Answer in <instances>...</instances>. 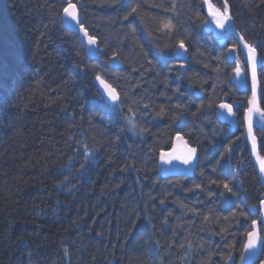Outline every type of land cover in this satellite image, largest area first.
<instances>
[{
	"label": "trees",
	"instance_id": "trees-1",
	"mask_svg": "<svg viewBox=\"0 0 264 264\" xmlns=\"http://www.w3.org/2000/svg\"><path fill=\"white\" fill-rule=\"evenodd\" d=\"M74 1L105 50L103 65L64 26L65 0H0V264H225L229 250L237 263L264 189L242 130L231 133L214 116L230 90L237 94L229 81L235 65L225 59L236 41L221 46L204 31L203 0ZM228 4L236 30L264 61V0ZM134 6L140 16L125 20ZM166 18L176 25L171 37L156 30ZM178 39L189 61L168 72L160 57L173 56ZM113 53L121 67L109 68ZM97 72L120 105L101 97ZM142 79L148 95L127 86ZM259 80L264 109V64ZM130 99L147 106L152 126L136 123ZM172 116L176 123H167ZM178 132L198 149L197 168L192 177L164 178L157 157ZM83 145L95 150L88 161ZM224 182L234 195H220Z\"/></svg>",
	"mask_w": 264,
	"mask_h": 264
},
{
	"label": "snow or ice",
	"instance_id": "snow-or-ice-1",
	"mask_svg": "<svg viewBox=\"0 0 264 264\" xmlns=\"http://www.w3.org/2000/svg\"><path fill=\"white\" fill-rule=\"evenodd\" d=\"M115 2V0H114ZM204 6L207 8V16L201 18V23L205 26L214 24L217 29L220 30L219 36L223 38V35L226 31H235V29L232 27V16L230 14V6L228 4V0H224L222 7L217 6V3L214 2V0H203ZM174 7V6H173ZM138 6L132 7L123 17L125 20H128L129 17H135L140 16V13L138 12ZM167 11V9H165ZM199 18V17H198ZM67 19L72 22L73 27H78V31L81 34V36L86 40V43L88 46L91 47H98V41L95 35H92L89 33L88 28L85 27L84 23L81 20L80 12L77 6V3H74L73 0H65V6L62 8V20ZM141 23H143V17H140ZM176 29V25L172 22L171 19H161L158 21V27L157 31L161 33H166L171 37V35L174 33V30ZM136 29L132 28V32L135 33ZM243 43V48L247 49V66L251 70V76H252V96L249 98V108L246 109V119L248 120V137L252 142V151L253 154L256 156L257 163L259 165V170L262 174H264V155H261L257 151V142L255 136L252 134V114L259 112L261 120H264V109H261L256 101V94H257V55H256V48L248 43L244 36L241 35L238 43ZM165 47H168L167 45ZM163 52V49L160 50ZM172 51L174 52L175 56L174 58H186L188 48L186 47L185 40L184 39H178L175 41V44L172 46ZM229 51H235V46H233ZM113 58L116 57V53H113ZM161 60L166 64L167 63V56L162 55ZM225 59H229V57H225ZM262 64H264V61H262ZM181 68L184 67L183 64L180 65ZM236 76H240L241 73V65L239 60L237 61L236 67L233 69ZM94 79L99 82V85L101 86L102 91L100 92L102 98H106L108 101H111V105L113 107L120 105V95L117 92V89L113 87V85L105 79V77L97 72L95 74ZM176 91H179V89H176ZM211 106V105H209ZM218 108L221 110H226L227 113L231 116L233 115V106L228 103L221 102L218 105ZM164 109L161 108L160 113L157 115H163ZM128 123L131 125L132 129L134 130L136 125L134 120L131 117L127 118ZM146 131V129H141V132ZM135 134V133H134ZM71 139V138H70ZM79 143V142H77ZM84 148V156L85 160L88 161L92 156L95 155V150H89L87 145H83ZM231 150V144L226 148V151ZM224 153H221V156H223ZM71 159V157L69 158ZM196 159H198V152L197 148L190 147L188 141L184 139L183 136L180 135L178 132L175 137V143L173 144L172 151L171 152H161L160 153V160L165 163L169 164L173 160H178L184 165L191 166L193 163H195ZM85 168V165H81V170ZM215 171V169H213ZM213 184L218 183L217 181L213 180L210 181ZM223 191L220 193L221 196H224L225 193H231L235 194L233 192V188L229 185V183L224 182L222 184ZM195 188H200V185H195ZM163 202V201H162ZM253 210H257L256 205H252ZM260 211H264V199H261L259 201V209ZM233 217L237 215L235 210L231 214ZM240 215L244 216V221L247 222L248 217L244 215L243 213H240ZM219 217L212 218L210 216H204V220L209 223H215ZM224 219L227 221L229 218L224 217ZM230 227V225H229ZM220 232L227 235V228L221 227ZM243 235L246 237V242L244 243L243 247L245 250L252 249L256 247L258 242L264 240V219H261L259 222L257 219L251 220L250 230H247ZM191 247V245H189ZM227 247V245H226ZM241 258L243 259V253L241 254ZM225 264H227L228 260L232 259V252L231 250L228 251L227 255L224 257Z\"/></svg>",
	"mask_w": 264,
	"mask_h": 264
},
{
	"label": "water",
	"instance_id": "water-1",
	"mask_svg": "<svg viewBox=\"0 0 264 264\" xmlns=\"http://www.w3.org/2000/svg\"><path fill=\"white\" fill-rule=\"evenodd\" d=\"M203 6H204V4H203ZM204 10H205V13L207 15L206 6H204ZM80 17H81L82 22H84L85 21V17L82 14L80 15ZM62 22H63L64 26L67 29L71 30L72 32H74L76 35L79 36L78 39H79L81 45L85 48L86 55L90 59L95 60V61H97L100 64H104L101 56L105 53V50L100 47L99 41L97 40L98 41V47L88 46L87 43H86V40H84V38L79 33L78 27H73L72 26V22L67 20V19H63ZM232 27L234 28L233 23H232ZM204 28H205V30L207 32L212 33V35L214 37L221 38L219 36L220 30L217 29L214 24H210V25H207V26L204 25ZM227 35H232L236 39L237 42L239 41L240 36H241L236 31V29H235V31H226L224 33L223 37L227 36ZM238 46H239L240 52L244 55L245 61H247V49L243 48V43L242 42L238 43ZM256 55H257V60H258V64H257V94H256V101H257V104L260 107L261 86H260V81H259V69H260V66H261V61H260V56L258 55L257 51H256ZM177 59H179V60H181V61L186 63L188 61V55L186 56V58H177ZM109 63L111 65V67H114V68L122 66V63L117 58H113V57H111L109 59ZM184 67H183V69H184ZM246 68H247L246 70H247V75H248L250 97H251L252 96V76H251V70H250V68H248L247 63H246ZM232 81H233V83L237 84L239 89H242L243 86H242V76H241V74H240V76L237 77L235 72H234L233 75H232ZM98 84H99V82H98ZM99 90H100V92L102 91L100 85H99ZM104 99L107 102L111 103V101H108L106 98H104ZM248 108H249V103H248ZM257 115H260V113L256 112V113L252 114V125L255 126V127H260V128L263 127L264 128V122H262V120H260V118L257 117ZM217 116L221 120V122L232 123L234 125V127H236V121L234 119H232V116H230L227 113L226 110H221V109L218 108ZM230 118H231V120H230ZM244 123H245L244 137H245V139L248 140V130L247 129H248L249 122L246 119V112H245ZM174 143H175V138H174V140L172 142L171 148L168 151H163V152H171ZM249 146H250V151H251L250 152L251 157H252L253 161H255V155L253 154V151H252V145L250 144ZM257 149H258V145H257ZM197 162H198V159H196L195 163H193L191 166L184 165L178 160H173L171 163L165 164V163H163L160 160V154H159L157 166H158V169H159V174L162 177H169V176H189V177H191V176L194 175V171L196 169ZM256 169H257V173H258V177H259L260 183H261V185H262V187L264 189V174H262L260 172L258 166H257ZM257 211L258 210H254L252 212V214L254 215ZM261 219H264V211H260L258 213V222ZM263 251H264V240L258 242L256 247H254L252 249L245 250L244 247H243V250H242L243 259L240 256L238 264H254L256 261H258L260 259L261 254L263 253ZM227 264H236V255L234 253L232 254V259L227 261ZM262 264H264V260H263Z\"/></svg>",
	"mask_w": 264,
	"mask_h": 264
},
{
	"label": "rangeland",
	"instance_id": "rangeland-1",
	"mask_svg": "<svg viewBox=\"0 0 264 264\" xmlns=\"http://www.w3.org/2000/svg\"><path fill=\"white\" fill-rule=\"evenodd\" d=\"M92 8V7H91ZM93 9V8H92ZM102 11V10H101ZM104 12V11H103ZM92 15H95V13H92ZM165 53L167 52V51H164ZM164 56H167V71L169 72V71H173L174 69H171V67H172V64H176L177 62H174V60H172V58H173V56H169V55H164ZM161 59V58H160ZM150 62V61H149ZM163 62V61H162ZM164 63V62H163ZM150 64H152L151 62L150 63H147V65H146V67H148L147 69H148V71H147V74L145 75V78H147L149 75H150V73H151V65ZM165 64V63H164ZM178 64H179V66H180V62H178ZM110 68V67H109ZM174 72V71H173ZM172 72V73H173ZM170 76H174V74L173 75H170ZM139 78H142L141 77V75L139 76ZM128 85V88H129V90H130V88L131 89H133V90H137L138 92H140V94L142 95H145V94H147L148 95V85H147V81L146 80H144V79H142L141 80V83H139V80H138V84H136V86L135 85H131V82H129L128 81V83H127ZM147 87V88H146ZM150 89V88H149ZM146 91V92H145ZM142 95V96H143ZM158 99V98H157ZM131 101H133L134 102V104L133 103H131L130 102V104L131 105H133L132 106V110H133V113H134V115L136 116V118H137V121H136V119H135V121H136V123L139 125V126H141V127H144V125H146V126H152V124H154V122H153V120H151V117L149 116L148 117V112H147V110H145V108H147V106L145 107V105H140L141 104V102H139V103H137L136 102V100H134V99H130ZM156 100V99H155ZM136 102V103H135ZM157 106V105H156ZM136 108L138 109V111H136ZM156 108V107H155ZM166 113V115H168L169 114V110H168V113L167 112H165ZM143 114H146V115H144L143 116ZM158 120H159V122L161 121V118H159L158 117ZM171 121V123L173 122V123H176L175 122V119L173 120V116L171 117V120H170V118H168L167 119V123H169ZM181 127V126H180ZM167 128H164V129H162V130H158L157 131V134L158 135H161L163 132H164V130H166ZM156 133V132H155Z\"/></svg>",
	"mask_w": 264,
	"mask_h": 264
},
{
	"label": "flooded vegetation",
	"instance_id": "flooded-vegetation-1",
	"mask_svg": "<svg viewBox=\"0 0 264 264\" xmlns=\"http://www.w3.org/2000/svg\"><path fill=\"white\" fill-rule=\"evenodd\" d=\"M242 94H245V92L237 93L236 96H234V102H233L238 105V107L235 109V114L238 120L237 130H243V118H244V113L246 109V102L244 98L242 97ZM183 120L182 121L180 120V123H182Z\"/></svg>",
	"mask_w": 264,
	"mask_h": 264
},
{
	"label": "bare ground",
	"instance_id": "bare-ground-1",
	"mask_svg": "<svg viewBox=\"0 0 264 264\" xmlns=\"http://www.w3.org/2000/svg\"><path fill=\"white\" fill-rule=\"evenodd\" d=\"M91 34V32H89ZM77 37H79L78 35H76ZM246 110V109H245Z\"/></svg>",
	"mask_w": 264,
	"mask_h": 264
}]
</instances>
